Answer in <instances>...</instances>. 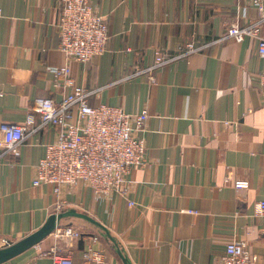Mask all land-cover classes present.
<instances>
[{
  "label": "crops",
  "instance_id": "1",
  "mask_svg": "<svg viewBox=\"0 0 264 264\" xmlns=\"http://www.w3.org/2000/svg\"><path fill=\"white\" fill-rule=\"evenodd\" d=\"M91 1L107 16L110 40L82 64L60 50L58 0H0V142L1 126L23 125L36 98L59 103L69 94L50 71L69 66L91 106L149 112V164L128 176L127 199H99L83 184L64 190L58 225L82 237L58 239L54 186L33 180L60 128L33 133L0 159V250L14 248L3 264H53L41 253L54 247L70 250L74 264H92L84 258L90 246L105 251L106 264H219L233 240L264 264V215L256 216L264 201V57L254 39L214 43L229 25L261 14L250 8L244 17L242 0ZM191 43L205 48L151 69Z\"/></svg>",
  "mask_w": 264,
  "mask_h": 264
},
{
  "label": "built area",
  "instance_id": "2",
  "mask_svg": "<svg viewBox=\"0 0 264 264\" xmlns=\"http://www.w3.org/2000/svg\"><path fill=\"white\" fill-rule=\"evenodd\" d=\"M242 1L244 17L247 10L254 8L261 18L246 26L239 23L229 25L214 43L226 40L243 43L249 38L254 39L259 54L264 57V38L260 34L264 23V0ZM58 2L61 4L57 23L61 35L60 50L68 61L87 64L104 54L110 40L107 16L99 14L91 0ZM3 17L0 8V22ZM204 48L191 43L175 57H158L151 69L163 67ZM50 71L55 75L56 82L64 78L65 86L70 89L69 94L59 103L38 97L33 101L23 125L3 124L0 159L18 154L22 145L38 130L59 127L56 139L45 144L46 154L37 165L33 180L34 187L54 186L59 198L53 207L54 215H58L66 205L62 199L63 191L73 190L79 184L90 188L99 199L113 196L127 199L130 192L128 176L134 169L149 164L144 138L149 112L145 110L141 114H130L121 107L105 104L91 106V93L75 86L69 66L50 68ZM259 78L264 87V72ZM2 97L0 92V102ZM36 117L40 119L38 127H35ZM134 205L129 201L130 207ZM257 207L256 216H263L264 201ZM54 234L58 239L67 241L82 237L80 231L59 225ZM41 257H50L53 264H74L72 252L58 247L42 252ZM84 258L92 264H106L105 251L94 246L85 251ZM258 263V256L250 253L246 244L239 240L226 245V254L219 261V264Z\"/></svg>",
  "mask_w": 264,
  "mask_h": 264
},
{
  "label": "water",
  "instance_id": "3",
  "mask_svg": "<svg viewBox=\"0 0 264 264\" xmlns=\"http://www.w3.org/2000/svg\"><path fill=\"white\" fill-rule=\"evenodd\" d=\"M58 220H59L58 215H52L50 222L52 225L53 232L56 230V227L58 226ZM35 238H40L39 240L36 241L35 244L38 245L41 242V239H43V236L40 237L39 235H36L34 239ZM7 248L8 249L0 250V264H3L6 260H9L12 257L11 252L14 248L13 247H7Z\"/></svg>",
  "mask_w": 264,
  "mask_h": 264
}]
</instances>
